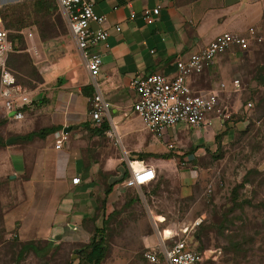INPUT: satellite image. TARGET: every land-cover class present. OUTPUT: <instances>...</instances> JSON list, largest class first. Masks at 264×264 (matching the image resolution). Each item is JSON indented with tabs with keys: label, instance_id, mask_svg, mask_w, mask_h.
<instances>
[{
	"label": "rangeland",
	"instance_id": "374dc122",
	"mask_svg": "<svg viewBox=\"0 0 264 264\" xmlns=\"http://www.w3.org/2000/svg\"><path fill=\"white\" fill-rule=\"evenodd\" d=\"M23 2L4 0L3 7L8 9ZM53 5L54 11L47 19L38 20L35 27L19 31L23 32V35H19L24 50L21 54H13L7 61L17 82L31 94L41 83L43 63L46 66L59 55L58 52L53 55V50L49 52V49L43 48L42 61L33 59L25 43L26 30L34 29L38 41L39 32L46 41L61 36L62 31L69 38L54 2ZM14 45L18 50L21 47L18 42H14ZM216 70L221 78L214 76L210 78L211 82L205 74L195 76L191 79L192 88L205 93L215 89L213 85L221 79L239 81L240 87L236 92L227 89V83L222 81L226 89L218 99L219 108L229 115L228 122L222 128L228 137L221 136L218 142L213 141L211 149L203 147L196 153L197 157L181 166L182 159L195 151L188 140L194 131L187 130L184 125L175 126L171 131L177 133V137H184L180 139L179 148L172 151L181 155L169 152L174 156L173 162L160 169L155 180L147 186L114 195L112 211L103 233L107 252L101 264H146L142 255L146 248L154 245L156 230L152 217L155 216L164 218L158 230L176 224L189 226L201 219L187 240L192 249L214 251V259L201 264H264V42L253 45L247 52L233 51L232 54L222 55L221 67ZM246 104H250V107L245 108ZM30 107H33V103ZM29 108L24 120L19 123L5 122L0 112V264H77L78 246L88 242L93 229L100 228L105 218L100 207L103 190L108 185L116 184L114 182L120 177L121 173L113 170L119 162L118 158L122 157L125 143L128 159L138 161V153H133L134 148H129L134 147L135 141L124 142L121 139L115 144L104 135L94 136L90 132L93 127L88 119L89 108L86 104L85 122H88V128L70 130L63 135L68 141L69 150L78 152L83 164H98L93 177L95 188L88 193L92 205L88 206L87 217L80 222L87 232L80 238L81 243L70 244L61 238L44 239L41 236L27 241L19 239L17 229L23 218L20 210L29 207L23 214L31 224L29 229L35 231L36 227L41 228L51 221V210L63 195V187L51 190L50 187L47 189L35 184L27 187L25 184L31 175L36 153L45 147V157L52 160L65 152L64 149L58 153L53 151L54 135L45 141L34 138L29 145L15 140L18 132H37L44 128L42 121L45 115L38 113L39 108L33 107L31 111ZM132 117L139 122L134 115ZM166 136H169L168 133L161 140L164 144L169 138ZM10 139V143L5 144ZM143 141L145 144L160 145L159 140L154 141L148 134H145ZM7 150L10 153L21 152L24 162L22 173H16L3 157ZM153 154L158 156L162 153L153 151ZM15 160L17 157L12 156V165H16ZM150 162L153 160H143L146 164ZM135 164L132 166L136 169L141 167L138 162ZM192 171H195V177H186L185 173ZM157 220L161 221L160 217ZM169 233L172 231L163 234ZM27 243L30 247L26 246L28 250L22 252L21 245Z\"/></svg>",
	"mask_w": 264,
	"mask_h": 264
},
{
	"label": "crops",
	"instance_id": "0c3cea01",
	"mask_svg": "<svg viewBox=\"0 0 264 264\" xmlns=\"http://www.w3.org/2000/svg\"><path fill=\"white\" fill-rule=\"evenodd\" d=\"M157 4H160L158 16L153 24L146 25L140 18V11L145 8H153ZM93 11L104 17L103 28L109 33L107 40L109 48L102 53L101 67L97 77L99 90L103 100L108 105L110 122L115 126L120 140L122 139L124 142L134 140V147L129 146V148H134L133 153L138 154L154 155V151L162 153L160 155H170L169 152L181 155V153L172 150L179 148L180 139L184 136L177 137V133L174 134L169 130L167 132L169 136H166L169 137L166 144L161 142L162 139L159 140L160 145L144 143V136L148 133L142 129L140 121L137 122L132 117L134 113L131 106L137 99L136 94L128 87L132 78L151 74L171 75L176 59H185L198 52L218 34L227 32L243 35L251 27L264 29V0H160V2L158 0H93ZM130 14H134L135 18L129 20ZM114 26H118L120 31L114 32ZM26 31L27 41L25 43L27 51L33 59L42 61L43 48L49 49V52L53 50V55L58 52L59 56L54 61L46 63V66L43 63L41 83L34 94L28 92L30 104L25 107L28 109L33 103V107L39 108L38 113L42 112L45 115L42 121L45 125L42 129L60 128V132L57 131L45 136L43 141L54 135L53 151L58 153L64 149L65 152L54 156L52 160L45 157V147L39 151L40 153H36L33 166L30 169L31 175L25 184L28 185L27 187H31L32 184L47 189L50 187L51 190L63 187V195H61L62 197L55 208L51 210V221L47 225L40 226L41 228L36 227L35 231L29 229L31 224L23 214L29 210V207L22 208L20 215L23 218L18 226L17 236L26 241L41 236L44 239L61 238L70 244L81 243L80 238L84 237V233L87 231L84 230L80 222L87 217L88 208H90L88 206L92 205L91 200L88 199V193L95 188L93 177L98 164H83L78 152L69 150L68 141L63 142L60 149H55L54 145L61 136L65 137L62 133L63 128L69 127L70 130H76L85 123L87 98L83 95V90L90 87L87 74L80 58L78 59L79 56L76 54L77 51L72 40L67 38L66 34L52 38L51 41L40 42L34 29H27ZM18 34L23 35V32H18ZM11 47V53H13L12 43ZM94 51L98 52L100 48H94ZM232 53L233 51H227L218 56L214 65L201 74H205L211 82L210 78L214 76L221 78L222 76L216 70L221 67V56ZM193 77L188 79V85L192 91H195L192 88L191 79ZM222 81L227 83V89H231V81L223 79L215 83L213 87L217 89L220 83H224ZM33 107H30L29 110L31 111ZM0 112L2 119L9 122L3 116L1 106ZM26 112L27 110L22 112V120H24ZM73 127L75 129H72ZM223 127L224 123L220 124V122L212 120L207 126L192 129L191 131L194 133L188 136V140L195 151L186 157L190 158L192 155L197 157L196 153L201 151L203 147L211 149L216 135L222 134L223 138L228 137L226 130L222 129ZM26 134L18 132L15 140L17 137ZM10 141L11 139L7 140L5 144H9ZM31 141L27 144L29 145ZM125 145L123 146L122 157L118 158L119 162L113 170V172L118 171L121 174L106 196L102 217L111 213L114 195L121 194L120 178L125 172L128 175L125 160L132 162V164L138 162L141 166L151 168L155 178L160 169L173 162L174 156L172 155L168 160L148 158L153 160L150 164L129 160ZM168 145H171L173 149L169 150ZM6 154L3 157L8 160L9 166L16 170V173H22L24 162L21 152L10 153V150H7ZM12 156L17 157L16 165L11 164ZM106 161L107 159L104 160V164ZM123 165L124 168H122ZM102 169L105 172L103 163ZM192 173H185L187 174L186 177H195V171ZM74 177L79 179V184L75 186L71 184V179ZM157 217H160L161 221H158ZM70 221L71 224L67 223ZM152 221L156 222L154 227L156 230L155 242L152 247L146 248L145 252L159 244L162 232L172 231V235L181 236L182 232L186 231V240H188L194 231L191 229L192 224L189 226L180 224L164 226L158 230V226L164 223V218L155 216L152 217Z\"/></svg>",
	"mask_w": 264,
	"mask_h": 264
},
{
	"label": "built area",
	"instance_id": "2783aa9c",
	"mask_svg": "<svg viewBox=\"0 0 264 264\" xmlns=\"http://www.w3.org/2000/svg\"><path fill=\"white\" fill-rule=\"evenodd\" d=\"M60 13L72 40L75 50L81 60L87 74L88 85L92 89L91 97L87 99L88 117L94 128H99L103 120L108 124V129L103 135L114 142L120 138L115 126L110 122L108 105L103 100L97 83L101 56L108 50L109 33L103 28L104 17L93 11V0H53ZM160 2V0H158ZM4 0H0V106L3 116L9 122H17L23 119L22 108L30 104L29 94L21 86L15 83L14 77L6 67L8 54L12 52L8 39L9 31L4 27L1 17V9ZM160 4L153 8H145L140 11V18L146 25H151L158 16ZM129 20L135 18L129 15ZM114 32H119L118 26L113 27ZM264 42V29L248 28L243 35L221 33L216 35L204 48L189 55L185 59L174 61V71L171 75L151 74L135 76L128 87L136 96L131 110L140 121L142 129L156 140L162 139L169 130L177 125H184L187 129H198L207 126L215 120L220 124L227 123L229 115L226 110L219 108V95L226 89L224 83H220L217 89L192 91L188 85V79L204 72L214 65L215 60L227 51L247 52L253 45ZM100 48L95 52L94 48ZM233 92L240 85L238 80L230 82ZM250 107L246 104L245 108ZM66 139L64 136L56 142L55 149H60ZM169 150L173 149L168 145ZM192 155L182 159L181 166L194 159ZM128 169L127 179L121 182L122 192L145 187L155 180L153 170L147 166L139 169L132 168V162L125 160ZM73 186L79 184V179H71ZM155 221L153 225L155 227ZM201 223V219L195 220L191 229L194 230ZM164 233V232H162ZM161 233V234H162ZM187 232L181 236L160 235L159 244L142 255L146 264H201L208 259H214V251L192 249L186 240Z\"/></svg>",
	"mask_w": 264,
	"mask_h": 264
},
{
	"label": "trees",
	"instance_id": "16d2710c",
	"mask_svg": "<svg viewBox=\"0 0 264 264\" xmlns=\"http://www.w3.org/2000/svg\"><path fill=\"white\" fill-rule=\"evenodd\" d=\"M24 2L22 4H16L14 6L9 7L8 9L3 7L1 9V17L4 27L10 31V34H8L9 41L13 44V53H10L7 56L6 59V67L9 69V71L12 73L15 83L21 86L23 89L24 87L20 85L17 82V79L15 77L14 72L7 66V61L12 57L13 54L19 53L21 54V51L24 50V43L22 41L21 36L18 34L20 30L26 29L28 27L34 26L37 24L38 20H44L47 19L50 15H52V12L54 11V5L53 0H23ZM5 8V9H4ZM33 21H32V20ZM50 28L53 30V27L50 24ZM37 30V28H36ZM63 35L64 32H61ZM38 37L40 41H46V39L42 38L40 35V32L38 33ZM57 37V36H55ZM53 37V38H55ZM14 42H18L21 46L20 49H16ZM25 90V89H24ZM84 96L88 99L91 97L92 89L91 87H87L83 90ZM27 110L26 107H23L21 112H25ZM88 122H85L80 127H84L85 129L88 128ZM93 127V126H92ZM108 129V125L106 121H102L99 128H92L90 132L94 134V136H103V133ZM60 128L57 127H51L39 130L37 132H29L24 136L17 137L16 139L22 142H29L33 138H39L43 139L45 136L53 134L57 131H59ZM221 135L215 136V142H218V140L221 138ZM138 161H143L146 158H158L162 160H168L171 158L170 155H160V156H154L151 154H137ZM137 165V164H135ZM128 175L125 173L122 174L120 181L127 179ZM119 181V182H120ZM111 190V185L107 186L103 190V200L100 203V207L104 209V199L108 195V193ZM110 215V214H109ZM110 216H106L101 221V227L100 228H94L93 233L89 239V241L86 244H81L78 246L79 248V257L77 264H101L104 260V257L107 252L105 239L103 236V233L105 231L106 225H107V219ZM30 247V244H23L21 245V251L25 252V250H28L27 248ZM196 250V249H195Z\"/></svg>",
	"mask_w": 264,
	"mask_h": 264
},
{
	"label": "water",
	"instance_id": "95a60500",
	"mask_svg": "<svg viewBox=\"0 0 264 264\" xmlns=\"http://www.w3.org/2000/svg\"><path fill=\"white\" fill-rule=\"evenodd\" d=\"M72 129H75V127H73ZM70 131V128L69 127H66V128H63L62 129V133L63 134H65V133H67V132H69ZM8 143V142H7Z\"/></svg>",
	"mask_w": 264,
	"mask_h": 264
},
{
	"label": "bare ground",
	"instance_id": "6f19581e",
	"mask_svg": "<svg viewBox=\"0 0 264 264\" xmlns=\"http://www.w3.org/2000/svg\"><path fill=\"white\" fill-rule=\"evenodd\" d=\"M132 168L134 169V170H137L134 166H132ZM157 219V218H156ZM158 221H160V220H158ZM167 235H169V236H171L172 235V233H169V234H161V236L162 237H165V236H167Z\"/></svg>",
	"mask_w": 264,
	"mask_h": 264
}]
</instances>
